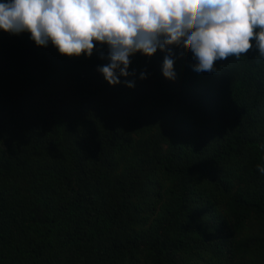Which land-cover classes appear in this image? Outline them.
<instances>
[{"label":"trees","instance_id":"obj_1","mask_svg":"<svg viewBox=\"0 0 264 264\" xmlns=\"http://www.w3.org/2000/svg\"><path fill=\"white\" fill-rule=\"evenodd\" d=\"M30 35L0 30V264H264L258 50L196 72L175 48V80L137 53L112 85L100 45Z\"/></svg>","mask_w":264,"mask_h":264},{"label":"clouds","instance_id":"obj_2","mask_svg":"<svg viewBox=\"0 0 264 264\" xmlns=\"http://www.w3.org/2000/svg\"><path fill=\"white\" fill-rule=\"evenodd\" d=\"M0 30L30 32L36 45L51 43L70 57H91L100 45L107 63L97 70L112 85L134 75L137 53L163 51L162 72L171 80L175 48L191 53L196 72H214L216 61L253 49L257 62L264 60V0H0ZM257 168L264 174V166Z\"/></svg>","mask_w":264,"mask_h":264}]
</instances>
